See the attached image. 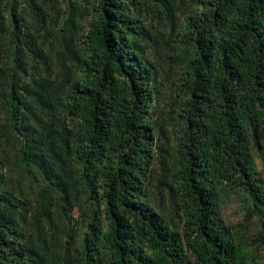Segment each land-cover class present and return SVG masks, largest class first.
Returning a JSON list of instances; mask_svg holds the SVG:
<instances>
[{
  "label": "trees",
  "instance_id": "obj_1",
  "mask_svg": "<svg viewBox=\"0 0 264 264\" xmlns=\"http://www.w3.org/2000/svg\"><path fill=\"white\" fill-rule=\"evenodd\" d=\"M23 1L0 0V37L10 48L8 131L21 143V159L43 177L36 217L51 220L58 206L69 220L59 264H249L255 246H264V182L254 155L264 149V0H165L173 24L175 10L190 2L170 148L155 117L158 70L139 46L137 5L68 0L62 28L82 37L83 75L42 79L32 92L24 81L39 63L28 58L41 50L25 26ZM30 2L45 21L38 1ZM50 105L41 124L36 111ZM158 150L170 151L162 179L181 228L150 203ZM7 185L0 165V264H50L23 233L20 202ZM233 195L260 220L251 241L243 227L223 222L221 205Z\"/></svg>",
  "mask_w": 264,
  "mask_h": 264
},
{
  "label": "rangeland",
  "instance_id": "obj_2",
  "mask_svg": "<svg viewBox=\"0 0 264 264\" xmlns=\"http://www.w3.org/2000/svg\"><path fill=\"white\" fill-rule=\"evenodd\" d=\"M23 1L20 8L21 15L25 21V26L30 28L33 33L34 42L38 51L30 55V64H38L37 69L30 68L24 84L34 92L39 88L35 87V82L42 79L57 81L58 79L66 82L74 81L78 76L83 75V69L78 61V57L84 59L80 52L83 45L82 37L73 38L70 33L63 31L62 25L66 19L68 0H37L40 7L47 14L46 20L38 16L30 0ZM137 5L135 12L140 25V31L144 37H138L139 46L143 50L144 58L150 61L157 72L158 98L154 107L156 121L160 124L166 138L162 136V142L173 146L172 132V106L174 103L175 82L180 71L184 68L183 47L179 44L182 30L185 28L189 17L188 8L175 10V22L172 23L169 12L166 11L165 0H130ZM178 4L181 0H177ZM152 37V40L148 39ZM77 47L78 53L73 52V46ZM9 42L0 37V165L7 178V190L12 193L20 202L21 225L23 233L28 239L33 240L31 247L39 253L45 255L46 262L59 264L63 259L64 245L67 240L66 233L69 231V220L64 216V212L58 206L53 208L51 220H39L36 217V198L37 193L43 188V177L39 173V168L28 167L21 159L20 141L13 137L8 131L9 113L6 107L5 89L7 76L6 51H9ZM36 54V55H35ZM45 89L48 90L46 86ZM53 105L38 108L36 114L39 116L40 123L47 122V112H52ZM174 116V113H173ZM160 129V133H161ZM162 145V149L164 150ZM167 149V148H166ZM168 151V150H167ZM167 151H165L167 153ZM170 152V151H168ZM162 150H158V158L154 166L153 176L147 187L150 203L156 211L164 214L167 219L181 228V222L173 214L170 208V200L166 192L163 176L167 177L164 166L169 167L171 160ZM255 169L259 181L264 182V149L255 150ZM165 161V163L162 161ZM50 168L42 169L45 173ZM57 176V174H55ZM60 192L52 193L57 203H60ZM223 222L227 226L237 228L243 227V231L251 241L261 230L259 218L246 210L245 202L238 195L228 197L221 205ZM75 225L79 221V211L77 208L71 214ZM264 221V218H263ZM79 227V228H78ZM75 227L72 232L75 237H79L83 232L81 225ZM46 240V245H45ZM249 264H264V246L256 245L254 255Z\"/></svg>",
  "mask_w": 264,
  "mask_h": 264
}]
</instances>
